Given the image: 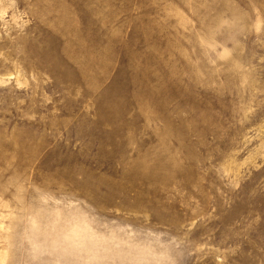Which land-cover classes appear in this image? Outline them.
<instances>
[{
	"label": "rangeland",
	"instance_id": "374dc122",
	"mask_svg": "<svg viewBox=\"0 0 264 264\" xmlns=\"http://www.w3.org/2000/svg\"><path fill=\"white\" fill-rule=\"evenodd\" d=\"M0 264H264V0H0Z\"/></svg>",
	"mask_w": 264,
	"mask_h": 264
}]
</instances>
